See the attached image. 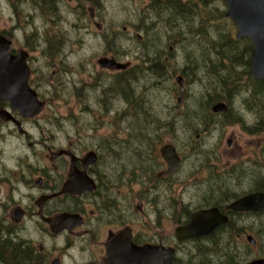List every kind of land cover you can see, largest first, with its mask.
Returning a JSON list of instances; mask_svg holds the SVG:
<instances>
[{"label":"rangeland","instance_id":"rangeland-1","mask_svg":"<svg viewBox=\"0 0 264 264\" xmlns=\"http://www.w3.org/2000/svg\"><path fill=\"white\" fill-rule=\"evenodd\" d=\"M189 1V5L193 7L194 11L189 14V21H187L185 16L178 15L174 11L166 14L162 9L158 10L152 5L155 0H0V29L11 34L18 45L29 48L33 53L44 52L43 43L45 40L52 42L53 53L58 52L56 56L62 60L60 75L63 87L61 93L54 106H50L40 115L39 122H45L44 119H51L53 115L58 116V122H62L63 132L71 136L70 138L76 143V150L79 153L84 151L83 148L94 147L98 142L101 143L105 180L109 179V176L111 179L114 172L120 171L124 167L128 170L135 169L140 173H150V177L146 180L157 182L155 174L162 167V159L158 150L166 142L175 144L176 151L183 154L185 158L183 167L176 175L177 180L183 179L191 167H189L190 161L187 156L190 144L201 146L198 154L201 157L215 148L219 161L223 163L239 160L242 153L250 156L249 153L253 149L259 148L260 143L262 144V136L248 135L240 129L239 125L231 124L221 129L214 118L215 115L210 113L211 100L218 94H224L226 90L229 91L230 97L237 93L232 103L234 112L242 109V103L248 99V93L238 87L241 85L246 88V85L250 84L248 80L250 75H245L249 69L245 63L241 65L239 61L234 66L230 61L225 62L223 58L225 44L219 40L224 41L226 37L230 39V36L232 39L236 31L232 27V19L226 16L225 2L209 0L203 5L200 0ZM89 9L95 16L94 21L100 24V29H97L90 21ZM221 12L223 13L221 14ZM47 17H54L55 23H52ZM47 21L49 22L48 28L46 27ZM78 26L79 28H77ZM58 32L62 36V41L54 44L55 38L58 37L57 35L54 37V34ZM139 36L140 38H138ZM26 38L31 42L32 48L26 46ZM239 43L240 48H245L244 40ZM49 52L50 47L46 49V55ZM107 52L117 53V56L121 57V61H125L123 53L128 52V60L133 65L141 63L142 56L146 63H148L146 58L151 59L150 63H154V59H156L160 63L156 65L157 68L154 67L155 64H151L153 68L151 73L158 71L159 66H166L165 55L172 53L174 58H170L171 66L165 71H161L159 78L154 79L153 76H146L149 81H158L146 90H144L145 74L143 79L139 78L138 86L134 85L133 81L127 82L138 98V106L125 108V105L118 100L117 92L123 86V82L118 79L112 80L113 86L109 85V82L104 84L106 88L112 87L111 90L106 91V95H109L110 99L108 115H101L100 106L93 109L91 114L88 112L82 114L80 109L83 104H80L79 96L77 94L75 96L73 92L75 82L91 85V87L85 86L82 91L91 90L90 96L94 98L97 91L92 89L94 86L92 78L93 76L102 77L106 74L95 64V60ZM158 53L159 57L156 56ZM135 54L140 57L134 56ZM34 55L38 58V54ZM41 64L42 60L38 58L34 65V73L41 71L44 74L47 72L46 66H40ZM228 67L233 68L231 72L223 71ZM192 70L194 74H191ZM214 72L215 75H213ZM181 73L188 79L185 81L186 89L182 104H177L179 94H175L173 89L175 86L177 90L179 88L173 80ZM104 80L106 79H102L100 82L104 83ZM219 80H224L229 84L218 83ZM166 83L169 84V87L166 86ZM91 97H88L87 103L92 101ZM123 111H127V114L117 113ZM145 111L148 112V116L144 115ZM158 111H162V113L156 115ZM76 113L82 118L78 117ZM239 113L242 114V111ZM67 116L73 118H67ZM75 117L76 126L73 124ZM88 118L91 124H84ZM53 122L52 127L56 128V122ZM40 125L42 128H46L44 124ZM38 134H40L38 131L34 132V135ZM196 134H200L199 139H195ZM58 137H62L60 131H58ZM143 138H148L147 147H144L145 143L141 141ZM227 138L234 140L229 148L226 146ZM104 146H107L112 152H105ZM24 150L28 151L27 148ZM16 151L18 154V149ZM144 154L146 157H139ZM14 172L16 170H11L10 173L13 181L19 177ZM147 173H144L145 177L149 176ZM0 174L9 175V172L0 170ZM189 182L190 179L187 180V183ZM159 184H162L159 186V192H164V183ZM140 185L144 186L114 188L113 197L118 203L132 202L138 206L140 201H137L136 196L140 194L145 207L146 202L156 194L157 190L150 187L152 184L146 181ZM189 185L190 188L185 189V184H179L176 189L177 197L185 200L190 199L193 192L191 183ZM245 189L243 188V190ZM14 191L13 195L16 197L20 188ZM133 192H137V194ZM158 198L161 203L165 202L161 196ZM91 207L90 204H81V208H84L83 210L88 213L87 219L91 214ZM148 208L149 214L150 206ZM136 213L134 211V214ZM150 217L151 220L147 215L144 216L143 221L134 224V229L144 230V232L148 230L145 226L154 220L151 214ZM99 218H101L100 215L94 216L92 221L96 222ZM235 222L237 225L250 227L251 230L245 229L244 233H237L235 229L227 230L225 236L223 231L217 233L214 236L217 246L212 245L213 241L208 242L204 250L199 249L198 245V249L195 246V251L193 253L190 251L191 254L186 255V258L183 259L184 264H200L207 249L211 251L213 258L217 257L216 260L212 259L209 264H223V261L226 264H245L255 257H263L264 217L253 219L242 216ZM100 224L96 228L93 226L92 235L89 233L86 237H84L83 228L81 229L82 237H76V250H69L67 255L62 252L63 248L56 250L65 264H75L73 262L75 260L76 264H102L99 259L101 254L104 256V253H102L103 246L99 244V241H105V230L116 225L106 220L101 221ZM168 225H172V221L164 220L163 226L166 228ZM259 229L261 235H257ZM229 231L233 236L226 238ZM27 233L36 245L37 242L45 245L44 236L40 234L38 228L33 229L32 226V229ZM20 235L21 231L16 233L15 243L22 241L18 237ZM247 235H252L256 239L255 245L247 241ZM69 237L73 239L72 236ZM61 239L64 240V237ZM227 248L228 250L224 252V249ZM226 253L230 256L228 261L223 256Z\"/></svg>","mask_w":264,"mask_h":264},{"label":"flooded vegetation","instance_id":"flooded-vegetation-1","mask_svg":"<svg viewBox=\"0 0 264 264\" xmlns=\"http://www.w3.org/2000/svg\"><path fill=\"white\" fill-rule=\"evenodd\" d=\"M88 12L91 17L90 21L97 29H100V24L94 21L95 16L92 10L89 9ZM54 17L47 18L52 23H55ZM46 27H49L48 21L46 22ZM0 34H3L11 42L9 48L10 55L23 58L30 74L28 84L36 91L38 99L44 104L43 109L37 115L23 117L19 111L12 108L9 101H0V170L9 172V175L0 174V264H65L56 250L63 248L62 252H65L66 255L69 250H76V237H82L81 229L83 228L84 230V237L89 233L92 235L93 226L95 228L98 227L103 220L109 221L116 226L107 228L105 230V241H99V244L103 246L102 253H104V256L101 254L99 259V262L102 264H105L106 260V241L112 240L125 228L130 231V239L133 244L138 246L152 244L172 248L174 254L171 264H184L185 261L183 259L186 258V255L195 251V246L197 249L199 246V249L204 250L207 247V243L214 241V236L223 231L221 229H224L222 228L224 224H222L214 228L209 234L178 239L175 235V229L178 226L186 225L190 221L192 214L215 208L220 214L228 218L226 224L229 223L230 219L234 220L236 224L235 220H238L242 216H248L253 219L264 217V208L259 212L233 211L227 208L231 202L248 193L264 191V101L257 99L256 94L259 95L260 92H263V90H258L257 85H246L247 89L239 85L238 88L240 90L248 93V99L244 100V103H242L243 107L240 110H235V112L233 110L232 103L237 93L233 97H230L229 91L227 90L224 94H218L217 98L212 99L210 106V113L215 115L214 118L217 120L221 129L231 124L239 125L240 129L248 135L262 136V144L260 143L259 148L253 149L249 153L251 154L250 156L242 153V157L239 160L223 163L219 161V157L217 156L218 152L215 148L203 154L201 157L198 156L201 146L190 144L187 156L190 161L189 167H191L183 179L179 178L177 180L176 175L183 167L185 158L183 154L181 155V153L176 151L175 144L168 142L175 147V151L179 157V165L173 173H163L162 171L166 169V164L162 159V167L155 174V180L158 183H154V180H146V178L148 179L150 177V173L144 172L149 175L145 177L144 173L137 172L135 169L128 170L124 167L120 171L114 172L111 179L109 176V179L105 180L103 146L101 143L98 142L94 147L83 148L84 151L79 153L76 150V143L70 138L71 136L63 132L62 122H58V116L53 115L51 119L46 118L44 119L45 122H39L38 120L44 111L50 106H54L63 87V80L60 75L62 60L59 56H56L58 52L53 53L52 42L44 41L43 50L45 53H33L29 48L18 45L15 38L4 29H0ZM54 37H56L54 44L62 41V36L59 32L54 34ZM25 40L26 46L32 48L31 42L27 38ZM49 47L50 52L46 55V49ZM244 49L247 52L246 46ZM34 54H38V58L42 60L40 66H46L47 72L44 74L41 71L34 73V65L38 60ZM123 54L125 55L123 57L125 61H121V57H118L117 53L108 52L96 58L95 64L106 74L102 77L93 76L94 86H92V89L97 91L94 98L90 96L91 90L85 89L82 91V88L85 86L91 87V85L75 82L73 92L75 96L76 94L79 96L78 101H81L80 104H83L80 109L82 114L86 112L91 114L93 109L100 106L102 109L101 115H108L110 99L109 95H106V91L111 90L112 87L106 88L104 84L109 82V85L113 86L112 80L118 79L123 82V86L117 92L118 100L125 105V108L138 106V98L127 82L133 81L134 85L138 86L139 78L143 79L145 74L144 90H146L158 82L154 79L159 78L161 71H165L171 66L169 62L170 58H174L172 53L165 55V57L163 55L166 60V66H159L158 71L151 73L153 69L151 64H155L154 67L157 68L158 66L156 65L160 63L158 60L154 59V63H150L151 59L146 58L145 60L150 63L148 64L142 56L141 63L133 65L128 60L129 53L125 52ZM247 54L250 59L251 52H247ZM134 56L139 55L135 54ZM156 56L159 57L160 54L158 53ZM110 60L114 61V63H110ZM248 69L250 71V66ZM38 72L39 74H37ZM146 76H153L154 81L147 80L148 77L146 78ZM178 76L182 78L184 87L182 98L179 101L177 99V104H180L185 96V81L188 77H185L182 73L176 77ZM176 77L173 80L175 83ZM102 79H106L104 83L100 82ZM166 86L169 87V84L166 83ZM173 90L175 94H180V89L177 90L176 86ZM88 97L92 98L90 103H87ZM218 102L226 104L225 111H212V106ZM239 111H242V114ZM117 113L126 115L127 111ZM76 115L81 117L77 113ZM67 118L73 117L67 116ZM53 121L56 122V128L52 127V124H54ZM41 123L46 128H42ZM73 124L76 126V117ZM84 124H91L89 118L85 120ZM33 131H38L42 135H34ZM58 131L62 134L61 138L58 137ZM199 137L200 134H196L195 139H199ZM233 142L234 140L232 138H227L226 146L228 148L231 147ZM104 147L105 152H112L107 146ZM24 148H27L28 151L26 152ZM17 149L19 151L18 154ZM89 151H93L96 154V161L84 167L83 161ZM222 157L223 155L221 156V160ZM11 170H16L14 174H18L19 176L15 181L12 180ZM126 170L128 171L125 172ZM71 171H74L75 175L76 172L80 173L85 171L86 175L94 183L93 191L84 190L80 193L63 192L62 189L68 181ZM189 179L193 192L191 198L185 200L177 197L176 189L179 184H185V189L190 188L189 183H187ZM143 181L152 184L150 187L157 190L156 194L146 202L148 206L145 205L144 207L141 195H138L137 192L133 193L137 194V201H140V205L138 204V206L132 202L118 203L116 198L113 197L114 188H132L135 185L144 186L140 185ZM159 183H164V192H159V186L162 185ZM256 187L259 189H255ZM18 188H20V192L15 197L13 193ZM243 188L246 189L243 190ZM158 196H161L165 202L161 203ZM81 204H90L92 206L88 219L86 217L88 213L83 210L84 208H81ZM149 206L151 212L148 214ZM134 211L137 213L134 214ZM63 213L79 214L82 218L81 224L73 225L70 228H63L57 232L51 231L45 220L60 216ZM150 214L154 217V220L145 226L148 230L145 232L144 230H135L134 224L143 221L146 215L151 220ZM98 215L101 218L97 219L96 222L92 221L94 216L96 217ZM164 220H171L172 225H168L165 228L163 226ZM32 226L33 229L38 228L40 234L44 236L45 245L38 242L37 245L33 243L34 240L27 233L28 230L32 229ZM19 231H21V235L18 237L22 241L17 242V244H28V247L32 251L27 255L29 257H23L25 259L24 262L18 261V263L16 261L17 255H14L13 247L16 240V233ZM69 236H72L73 239ZM61 237H64V240ZM1 245L3 250H1ZM259 257L262 256L255 258ZM73 262L76 264V260Z\"/></svg>","mask_w":264,"mask_h":264},{"label":"water","instance_id":"water-1","mask_svg":"<svg viewBox=\"0 0 264 264\" xmlns=\"http://www.w3.org/2000/svg\"><path fill=\"white\" fill-rule=\"evenodd\" d=\"M223 1L227 6L226 16L236 24L235 37H245L252 44L250 76L256 80H264V0ZM10 44V40L0 34V101H9L12 108L19 111L23 117H33L43 109L44 104L38 99L36 91L28 84L30 74L23 58L10 55ZM109 62L114 63L112 60ZM175 80L182 96L184 92L182 78L178 76ZM211 109L213 112L225 111L226 104L218 102ZM4 113L8 115L5 111ZM159 153L166 164V169L162 172L173 173L179 165L175 147L165 143L159 148ZM95 161L96 154L89 151L83 161L84 167ZM93 189L94 183L85 171L76 172V175L74 171H71L62 191L80 193L84 190L93 191ZM227 208L233 211L259 212L264 208V191L248 193L231 202ZM45 221L51 231L57 232L63 228L81 224L82 218L79 214L63 213ZM227 222L228 218L215 208L199 211L191 215L186 225L178 226L175 229V235L178 239L199 237L211 233L214 228ZM130 237V231L125 228L112 240L106 241L105 264H171L174 254L172 248L152 244L138 246L131 242ZM246 239L250 244L256 242L252 235H247ZM245 264H264V257L254 258Z\"/></svg>","mask_w":264,"mask_h":264},{"label":"trees","instance_id":"trees-1","mask_svg":"<svg viewBox=\"0 0 264 264\" xmlns=\"http://www.w3.org/2000/svg\"><path fill=\"white\" fill-rule=\"evenodd\" d=\"M190 1L189 0H155V2H153L152 5L155 6V8H158V10H161L163 11V13H172V11L176 12L178 15H183L187 18V21H189L188 19V16L189 14L192 13L193 10V7H191L189 5ZM207 2L206 1H201V4L205 5ZM223 12H221L222 14ZM225 19V18H224ZM175 21V20H174ZM231 23H232V27H234V30H235V24L234 22L231 20ZM230 39H231V36H230ZM228 39L227 37L225 38V40H219L221 43L225 44V51H224V54H223V58L225 60V62L227 61H230L234 66L237 65L236 62H241L240 64L243 65V63H245V65L249 68L250 66V59H249V56L247 54V52H251V49H252V45L250 43V41L246 38V39H241V40H236L234 37L230 40ZM244 40L245 42V46H246V49H247V52L244 48H240V43L239 41H242ZM193 60H194V57H193ZM187 61V60H186ZM196 61V59H195ZM190 62H192L190 60ZM192 66V65H191ZM233 68H225L223 69V71H228V72H231ZM191 74H194L193 70L191 71ZM213 75H215V72L213 73ZM240 75V74H239ZM245 75H249L248 73V70L246 71V74ZM248 80L250 82L251 85H257L258 86V90H263V92L259 95L256 94L257 96V99L258 100H263L264 101V80H253L251 77H248ZM218 83H221L224 85H227L229 84L228 82L225 83L224 80L220 81ZM225 90V89H224ZM217 98V97H216ZM162 113V111H158L156 113V115ZM148 112H144V115L145 116H148L147 115ZM145 122V121H144ZM147 124V123H146ZM148 125V124H147ZM163 126L166 125V124H162ZM151 126V124H150ZM141 141H143L145 143L144 147H147V143H148V138H143ZM150 151V150H149ZM139 154V153H137ZM140 158H144L146 157V154L144 155H139ZM143 163V162H142ZM255 189H259L258 187H256ZM254 190V189H252ZM222 228L224 229H221L223 230V234L225 236V231L227 230H232V229H235L237 233H244L245 232V229H250V227H247L246 226H243V225H238L237 226V223L235 224L234 223V220H231L229 221L228 224H224L222 226ZM261 229V228H260ZM260 229L259 231L257 232V235H261L260 233ZM228 233V236L226 238H230L232 235V232ZM212 245L214 246H217V241H213ZM28 249V250H27ZM1 250H3V247L1 245ZM227 249H224V252L227 251ZM13 251H14V255H17V258H16V261L18 262H24L25 259L23 257H29L27 256L30 251H32L27 244H22V243H15L14 244V247H13ZM223 256L226 257V260L228 261L230 256H228V254H224ZM203 258V261L200 262V264H209L210 262H212V259H217V257L213 258V256L211 255V251L209 249L206 250V252L204 253V256L202 257ZM219 258V256H218ZM18 262V263H19ZM223 264H226L224 261H223Z\"/></svg>","mask_w":264,"mask_h":264},{"label":"bare ground","instance_id":"bare-ground-1","mask_svg":"<svg viewBox=\"0 0 264 264\" xmlns=\"http://www.w3.org/2000/svg\"><path fill=\"white\" fill-rule=\"evenodd\" d=\"M203 36V35H202Z\"/></svg>","mask_w":264,"mask_h":264}]
</instances>
